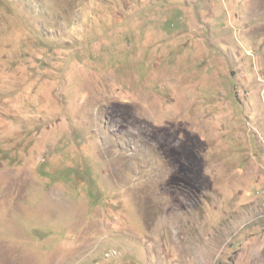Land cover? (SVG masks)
<instances>
[{"label":"rangeland","instance_id":"obj_1","mask_svg":"<svg viewBox=\"0 0 264 264\" xmlns=\"http://www.w3.org/2000/svg\"><path fill=\"white\" fill-rule=\"evenodd\" d=\"M0 264H264V0H0Z\"/></svg>","mask_w":264,"mask_h":264}]
</instances>
